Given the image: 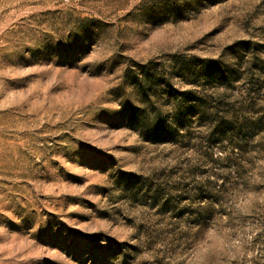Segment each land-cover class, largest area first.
Segmentation results:
<instances>
[{
  "label": "rangeland",
  "instance_id": "1",
  "mask_svg": "<svg viewBox=\"0 0 264 264\" xmlns=\"http://www.w3.org/2000/svg\"><path fill=\"white\" fill-rule=\"evenodd\" d=\"M0 264H264V0H0Z\"/></svg>",
  "mask_w": 264,
  "mask_h": 264
}]
</instances>
